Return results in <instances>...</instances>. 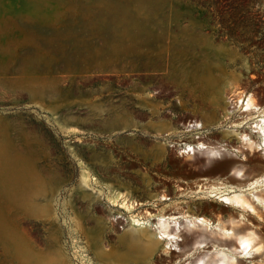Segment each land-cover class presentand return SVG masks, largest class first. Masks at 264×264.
Listing matches in <instances>:
<instances>
[{"label":"rangeland","instance_id":"obj_1","mask_svg":"<svg viewBox=\"0 0 264 264\" xmlns=\"http://www.w3.org/2000/svg\"><path fill=\"white\" fill-rule=\"evenodd\" d=\"M238 92L264 110V0H0V264H195L220 249L264 264L232 241L192 248L188 233L180 252L142 254L131 221L165 209L238 223L264 245L262 205L199 192L264 193L248 187L264 150L240 139L257 113H229ZM197 138L220 159L179 155Z\"/></svg>","mask_w":264,"mask_h":264},{"label":"bare ground","instance_id":"obj_2","mask_svg":"<svg viewBox=\"0 0 264 264\" xmlns=\"http://www.w3.org/2000/svg\"><path fill=\"white\" fill-rule=\"evenodd\" d=\"M232 98L233 107H231L232 109L229 110V113H233L235 111L257 113L255 115L242 117L237 125H239V127H242V124H247L253 121L252 124L254 126H250L248 124L250 126H248V128L251 129V133L257 134L260 137V140L254 139L251 136V133H242L240 134L242 143H244V145L246 144V147L253 152H255L254 150H264V110L260 109L257 99L253 94L238 92L234 93ZM197 127H199V123H190L187 126L188 129ZM221 150H219V148L216 146H212L208 143L206 144L204 141L201 142V139L198 140L195 145H192V143H185L178 149L179 155L186 154V156L191 158V156H193V154L195 155L196 152H201L202 155H205L209 160L214 158L220 159L222 154ZM197 154L198 153H196V155ZM234 173L237 177L241 178V171L239 169H237ZM84 180L85 184L87 185L97 184L96 180H94L87 173L84 174ZM257 185H261L264 188V175L261 178H258L255 182L253 181L252 183H249L248 187L252 188ZM225 189L221 190V187H212L205 190L200 189L199 192H202L206 197L215 198L225 205L238 208L244 212L250 211L257 215V209L254 206L255 203L262 205V208L264 209L263 192H257L259 193V197L253 193L248 196L241 190L236 191L231 190L230 188V190L225 191ZM168 199V196H162V201ZM112 203L116 206L119 205L126 210L138 207V204H136V202L126 203V200L120 201L112 199ZM164 210L165 209H163V211L159 213L154 221L152 220V223L147 220H139L136 218L131 219L133 227L138 228L135 229L137 234L136 240L144 247L138 249H142L146 253H151L155 249H162V252L165 255H168L170 250H176L180 252L182 248L177 244V242L179 240L184 241V239L182 238V234L188 233L195 236V240L192 243V248L195 246H202L208 242L211 243L219 240L224 244V246L227 242L229 243L230 241H232L233 243L229 247H231L230 249L233 253L245 256H250L251 253H264V245L260 241L261 239L256 236V232L251 229H241V227L239 226L240 224L238 223L217 222L212 224L210 220H207L203 217H192L187 213L180 214L179 216H175L174 214L172 216H170V214L166 216V214H164ZM148 215L149 212L147 216ZM181 218L183 220V225H181ZM226 224L227 226L229 225V227H227ZM131 239L133 240V238ZM160 246H162V248H158ZM220 250L215 252L214 255L207 254L197 258L195 264H237L233 256H229Z\"/></svg>","mask_w":264,"mask_h":264},{"label":"crops","instance_id":"obj_3","mask_svg":"<svg viewBox=\"0 0 264 264\" xmlns=\"http://www.w3.org/2000/svg\"><path fill=\"white\" fill-rule=\"evenodd\" d=\"M124 125L128 126L129 123H128V122H124ZM136 249H138V248H136ZM139 250L142 251V254H146V252L143 251L142 249H139ZM138 257H139V255H134L132 259H136V258H138Z\"/></svg>","mask_w":264,"mask_h":264},{"label":"flooded vegetation","instance_id":"obj_4","mask_svg":"<svg viewBox=\"0 0 264 264\" xmlns=\"http://www.w3.org/2000/svg\"><path fill=\"white\" fill-rule=\"evenodd\" d=\"M137 111H138V110H133V112H135L134 114L139 115V114L136 113ZM202 157L206 158L205 155H202Z\"/></svg>","mask_w":264,"mask_h":264}]
</instances>
